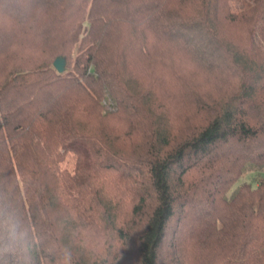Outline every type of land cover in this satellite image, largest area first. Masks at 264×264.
<instances>
[{
    "label": "trees",
    "instance_id": "1",
    "mask_svg": "<svg viewBox=\"0 0 264 264\" xmlns=\"http://www.w3.org/2000/svg\"><path fill=\"white\" fill-rule=\"evenodd\" d=\"M0 264H264V0H0Z\"/></svg>",
    "mask_w": 264,
    "mask_h": 264
},
{
    "label": "rangeland",
    "instance_id": "2",
    "mask_svg": "<svg viewBox=\"0 0 264 264\" xmlns=\"http://www.w3.org/2000/svg\"><path fill=\"white\" fill-rule=\"evenodd\" d=\"M75 52L73 53L72 56H70V59L73 61L74 60V57H75ZM75 156L70 153L68 154L66 157H65V160L62 164V167L64 169H67L69 171H73L74 168H75ZM256 173L254 171H250V172H247L240 180H239V183H237L234 188H236L240 183L244 182V181H247V182H252L253 185H256V181L253 180V178L255 177Z\"/></svg>",
    "mask_w": 264,
    "mask_h": 264
},
{
    "label": "water",
    "instance_id": "3",
    "mask_svg": "<svg viewBox=\"0 0 264 264\" xmlns=\"http://www.w3.org/2000/svg\"><path fill=\"white\" fill-rule=\"evenodd\" d=\"M53 66L59 73H64L67 70V58L64 55L58 56L54 63Z\"/></svg>",
    "mask_w": 264,
    "mask_h": 264
}]
</instances>
